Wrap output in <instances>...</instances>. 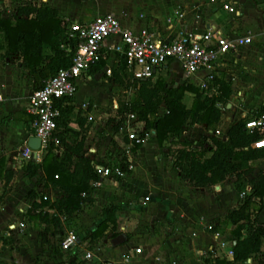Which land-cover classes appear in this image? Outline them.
Returning <instances> with one entry per match:
<instances>
[{"label":"crops","instance_id":"1","mask_svg":"<svg viewBox=\"0 0 264 264\" xmlns=\"http://www.w3.org/2000/svg\"><path fill=\"white\" fill-rule=\"evenodd\" d=\"M77 3L78 5L76 4V2H73V0L67 4L63 3V0H0V13L2 11V18L11 19L12 15L15 14L16 8L19 6H23L26 4L39 6L41 4H44L47 7L56 10L59 20H63L67 23V25L70 22L87 23L97 16L109 13L114 15L119 20L121 26L124 28L131 29L133 32H138L141 29H147L148 31L154 33L155 35L166 41H170L177 36H180L181 34H202L208 30L217 31L222 36L228 38L235 36H249L251 38L250 44L241 47L235 53L222 55L219 58L216 66L215 79L213 81V84L211 85L214 95L218 93L219 88V85L214 86L215 80H218L220 83L226 85L230 92V95L227 99L228 103L226 104V108L228 109V111L227 113H223L221 115L222 117L220 123L216 128L220 130L222 134L221 138H225L226 131L230 125L229 122L227 127H224L226 126V122H224L225 120L233 118L235 114V117L238 121L250 116V112L259 110L261 107H264V97L260 99V101L254 103L252 106L247 105V103L245 102V100L249 99L252 94L251 89H254L255 87L253 82L247 81V78L251 75H260V77L264 81V74H257L258 70L256 66L258 57V59L261 60V66L264 67V0H207V6L203 5L202 2L200 3L201 14L197 13V15L193 18L195 22L191 21L186 24H176V20L174 22H172V20H166L167 23L165 26H160L158 19L152 16L149 19V15L143 14L142 12L129 14L128 12H126L127 10H118L116 7L114 8L112 0H107L106 5H101L103 7L99 5L100 0L95 2H93V0L92 2L90 0H79L77 1ZM220 4H229L233 6V8L235 9V13H228L224 10L225 14L221 16L218 11V6ZM140 8L144 9V5L140 4ZM245 10L249 12V15H251L253 20L247 25L245 24V20L247 19V13H245ZM118 11L120 12L119 16ZM119 42L120 39L117 36H112L104 40L101 47L104 67L96 71L95 73H91V70H89L88 72L83 73L82 76L77 79L78 88L80 85H85L86 83L91 82H94L93 87L85 95L86 97H84V100L81 103H78L76 99L78 95V88L75 96L69 98L73 99L72 104L74 106V110L69 117V122L67 125L70 133L64 134L65 141L69 143L74 140L79 141L81 138H83L85 157L99 164H104L102 163L101 159L111 154L110 148H103L99 150V144L97 143L98 139L94 138L93 135L94 130L96 131L98 129L99 124L104 125L105 122L103 119L105 115L101 110H99L101 112L100 115H98V112H95L94 110L85 112L82 109V106L86 104L88 110V103L89 101L93 100L94 96L99 97V104L101 106L107 104L112 98L111 91L115 89L116 86H119L122 90L123 95H125L126 91H124L123 87L118 84L116 85L114 78L106 74L107 70H110L111 73V68L116 63L118 54H115L112 48ZM3 54L4 52L1 51L0 96L3 98V101L0 103V174L2 175V179H0V198L3 197V187L5 185L12 186V178H15L18 170L21 171L22 165L25 163V161L21 157V150L24 148V146L28 147L27 142L30 138L33 137V132L30 129V122L32 120V117L27 114L26 108L28 105V98L35 90L33 87V80L31 75L23 66L20 65V58L18 56H13L11 58H2L1 55ZM50 54L51 51L48 45H43V55ZM200 76L201 75H197V77ZM102 78L104 79V81H102ZM158 78H162L164 82L168 84H174L175 86L187 82L197 88V82L195 80H184L180 65L177 62L170 63V65L165 70L160 72ZM107 81H110V83H108ZM132 92L133 91L131 89V94ZM231 93H235L236 96H238V100H240L239 103H242L240 104V106L235 104V100L233 97H231ZM118 102L119 101H115L113 99V101L111 102L113 110L109 111L108 114L111 118L113 117L112 113H115V124H117L119 120L116 112L117 109L115 110V105L118 108ZM234 107H236V109ZM245 111H248V114L247 112L245 113ZM78 112L81 113L80 120L82 121L79 122H81L82 126H80V124L78 123ZM89 115L93 117L92 121H89L87 119V116ZM238 116H240V118ZM209 131L210 130H207L204 126H193L188 129L187 134L181 138V141H186L196 148L204 146L207 147L208 144L206 143H208V139L210 140V138H208ZM112 139L116 141L115 143L118 147V153L116 154L115 152V159L113 156H110V158L106 160V163H108L109 165H115L119 163L121 165L120 161L125 160L126 163L124 164L127 171H125L126 176L122 178V180L130 175V177L132 178V183L130 186L145 191L144 197H137L136 204L139 205V208H146L148 205L152 204L153 215L159 221H166L167 223L168 221L172 222L175 217H178L177 219L184 218L188 222H186L187 224H185L187 225V229L185 227V233L195 232L196 236H200L199 239L195 240V244L197 247V249L194 248V252L196 253L195 255L203 257V254L206 253V256H204L203 258L207 260L210 259V261H208V263L206 264H219L218 262L220 261L233 264L230 259L225 258L226 250H221L220 252L217 251V257L211 253H208L209 249L216 246L217 242L213 237V233L208 232L207 230L205 232H201L198 228V223L204 218L211 217L213 213H215L214 217H218V214L220 215V213L226 209L230 211L237 208L241 201L239 199V192H234L230 185L225 184L226 182L222 183L220 186H215L209 189H196L194 187L186 185L179 178L177 170L173 168L172 163L174 155L170 156L168 149L164 150L163 156H153V150H150L148 148V151L146 153H143V155L147 157V160L150 159V161H152L148 165V162L146 163L144 160L145 158H142V154L140 152V148L142 146H140L138 149H135L136 156H139V158H137L138 163H136L135 161H133V155L131 152L133 151L135 146L133 147L130 144L129 140L126 137V134L121 129L118 132H115V137L113 138L106 136L105 145H108V143H110V140L112 141ZM200 141L202 142V144H200ZM195 144L198 145L195 146ZM149 147L153 149L154 145L150 144ZM157 159H163L162 162H165V175H163L164 178H162L160 174H154L157 173L158 169L160 168ZM168 159H170V163L168 162ZM40 160L35 161V163H39ZM256 162L262 163L259 166V170H253L251 174L245 176V179H242L240 181L242 184H244L242 185L243 187L249 186V182L253 178H255L261 170H264V160ZM128 167H130L129 170ZM133 167H135L134 171ZM6 172H9L11 174V178L8 182L6 181ZM104 179L108 178L99 179L97 181L98 185L96 187H93L91 185L93 188V204L88 206H94V204H96L95 201L97 199V192L99 194L101 192V196H104L106 188H101V182ZM115 179L121 180L118 178ZM44 189H46V191H44V196H50V198L54 197V199L56 195H59V197L63 196V193L50 186ZM194 191L195 193L193 194ZM209 191L212 192V196L205 198L202 193H206ZM13 193L14 192L7 194L2 202H0L1 210H3L4 213L3 216L7 219L5 227L0 228V231L2 232L0 234V247H2L1 245L5 246V244H7V242L5 241H10V238L8 237H14L15 235L22 236V234H24V232L28 230L31 224H33L32 221H28L25 228L18 233L8 231L9 225L17 221H21L23 218H26L25 215L21 214V211L27 212L31 206L30 202L18 204V201L16 200V197L13 195ZM190 194H192L191 197H188V195ZM180 195L182 196L180 207L184 210H182L179 205H177L179 201L177 197H180ZM145 197H149V201L146 203V205L143 206L141 205V202ZM156 199L157 201L155 202ZM49 201L52 202V200ZM255 202L257 203L258 200H255ZM133 203L135 202L133 201ZM262 205L263 209L256 215V220L258 223L264 226V201H262ZM95 206L91 208L93 209L95 208ZM112 206H118L120 210L119 204H115ZM228 211H226L224 215H226ZM203 212H205V215L201 214ZM48 213H52V211L48 210ZM71 218L72 217L66 219L65 221L61 220L62 217L60 218L62 227L61 235L58 233V237L60 239L62 234L67 231V228L73 229L70 223ZM211 225H213V228H217L216 231L220 233V239L222 241H225L227 243L233 242L232 236L227 232L222 231L219 227V224L214 223ZM227 227L228 230H230V227ZM127 242L128 240L125 244H123L126 250L135 248V246L129 245L127 244ZM178 245H180V243H178ZM203 248H206V250H203ZM203 251L205 252L203 253ZM80 252V249L75 248L72 251V254L76 256H82L87 251H85L83 254ZM142 253L143 251L141 252V254ZM179 254L181 257L187 255V253L182 249H180ZM140 255H132L131 259L137 258ZM263 259L264 238L260 248V253L257 256L253 257V264H263L261 262H258V260ZM3 260L5 261V259ZM172 262L179 264V262L176 260H173ZM203 262H206V260H202L201 262L197 260L196 264H205ZM3 264H8V261H5ZM84 264L89 263L85 262Z\"/></svg>","mask_w":264,"mask_h":264},{"label":"trees","instance_id":"2","mask_svg":"<svg viewBox=\"0 0 264 264\" xmlns=\"http://www.w3.org/2000/svg\"><path fill=\"white\" fill-rule=\"evenodd\" d=\"M43 45H48L50 55H43ZM75 50L76 44L67 40V23L59 20L56 10L44 4L19 6L11 19L2 18L0 13V52H4L1 57L18 56L20 65L31 75L35 90L40 89L58 71L69 68ZM116 59L111 68V76L124 91L132 89L133 92L118 102L116 112L119 120L115 125V132L123 127L124 115L131 113L138 121L144 122L146 130L154 132L159 146L166 141L177 145L178 148L172 154V165L186 185L196 189H209L220 186L231 177L239 181L252 173V163L264 160V146L252 147L263 138L264 129L247 130L246 118L233 122L224 139L210 138V148H196L181 141L183 132L193 126H204L207 130L217 128L222 115L221 105L227 102L230 95L226 85L215 80L214 86L219 85L218 93L208 96L206 92H200L187 82L175 86L164 82L162 78H157L154 82L146 80L131 84L124 57L118 55ZM103 67L104 60L101 58L90 69L91 73ZM186 93L193 95L189 107L183 102ZM72 102L73 99L69 98L55 102V107L60 112L56 120V136L60 145L48 146L39 163L27 161L22 165L25 176L41 177L45 188L50 186L63 193V196L50 202L42 196L37 199L36 193L30 190L27 196L32 199V203L25 214L27 221H39L45 225L50 224L53 229L59 228L60 235V218L73 217L84 205H92L91 183L99 180L92 161L85 157L83 138L69 143L65 141L64 134L70 133L67 125L74 110ZM161 108L163 113H160ZM261 113H264V107L250 112V115ZM80 114L78 112L77 117L82 126L79 122L82 121ZM140 146L136 145L134 149ZM121 167L123 171H127L125 165ZM6 175L8 182L11 174L6 172ZM249 186L250 192L238 207L230 210L223 218L225 225L230 227L229 233L235 242L233 264H241L249 257L257 256L264 238V226L256 220V215L263 209L264 170L249 182ZM237 191L240 193L239 187ZM48 210L52 213H48ZM118 210V206L105 209V219L84 240L96 241L107 229L115 231ZM216 229L214 227L215 231ZM258 262L264 264V259ZM218 263L232 264L224 261Z\"/></svg>","mask_w":264,"mask_h":264},{"label":"rangeland","instance_id":"3","mask_svg":"<svg viewBox=\"0 0 264 264\" xmlns=\"http://www.w3.org/2000/svg\"><path fill=\"white\" fill-rule=\"evenodd\" d=\"M70 1L72 0H63V3L67 4ZM77 1L79 0H73V2H76V4L78 5ZM90 1L92 2V0ZM95 1L98 0H93V2ZM201 2L205 6L208 5L207 0H112V4L114 8L116 7L118 10H127L126 12H128L129 14L142 12L143 14L149 15V19L151 18V16L158 19L160 26H165L167 23L166 20L169 21L172 20V22L176 20L175 22L176 24L177 23L186 24L191 21L195 22L193 18L197 15V13L201 14L200 11ZM106 3L107 0H100L99 5L104 6L106 5ZM140 4L144 5V9L140 8ZM221 5L222 4L218 6V11L222 16L225 14V11L222 9ZM178 11L180 12V15ZM118 13L119 16L120 12L118 11ZM245 13H247V19L245 20V24L247 25L249 24V22L253 20L247 10H245ZM257 60H258L256 63L258 70L257 74H264V67L261 66L262 65V63L260 62L261 60H259L258 57ZM102 81H104L103 78ZM247 81L253 82L255 86L254 87L255 90L251 89L252 94L250 98L245 100L247 105L252 106L254 103L260 101V99L264 97V81L260 77V75L259 76L251 75L247 78ZM107 82L110 83V81ZM93 84L94 82H91L79 86L78 95L76 97L78 103H81L84 100V97H86L85 95L93 87ZM209 88H211V86ZM197 89L200 92L204 91L199 88ZM209 93L211 95H214L213 91L208 92V95ZM111 94H112V98L110 99V102L102 106L99 104V97L94 96L93 100L89 101L88 110H87L88 112L94 110L95 112H98V115L101 114V112L99 111L101 110L103 114L106 116V117L104 116L103 119L105 122L104 125L99 124L98 129L96 131L94 130V134H93L94 138L98 139L97 143L99 144V148H100L99 150L103 148L104 149L110 148L111 154L101 159L102 163L104 164H108L106 163L107 162L106 160L109 159L110 156H113L115 159V152L116 154L118 153V147L116 146L115 143L116 141H114L113 139L112 141L110 140V143H108V145H105L106 136L112 138L115 137V125H116L114 118L115 113H112L113 117L111 118L108 115L109 111L113 110L111 106L112 104L111 102L113 101V99L115 101H122L123 99L126 98L125 95H123L122 90L120 89L119 86H116L115 89L111 91ZM231 97L234 98L236 105L240 106V104H242L241 102L239 103L240 100H238V96H236L235 93H231ZM192 98L193 95L191 93H186L185 98L183 100L184 104L189 107ZM227 103L228 102L221 105L222 114L227 113L228 111V109L226 108ZM234 108L236 109V107ZM163 111H164L163 109H160V113H163ZM248 111H245V113L247 112L248 114ZM238 117L240 118V116ZM235 121H237V119L234 114L233 118L224 121L226 122L225 123L226 126L224 127H227L229 122L231 125ZM207 142L211 144V141L209 139ZM150 144L154 145L153 149L149 147ZM200 144H202L201 141ZM197 145L195 144V146ZM173 146L175 148L177 147V145L169 141H166L162 144V146H159L155 138L153 137L148 143H146V145L145 144L142 145V147L140 148V152L142 154V158H145L144 159L145 162L146 163L148 162L149 165V163L152 161H150V159L147 160L146 159L147 157L143 155V153H146L148 151V148L150 150H153V156H163L165 149H168L170 156H172V154H174L175 152V148ZM131 152L133 155L132 157L133 161L138 163L137 158H139V156H136L135 149H133V151ZM162 161L163 159L161 160L157 159L160 168L158 169L157 173L154 172L153 173L160 174L162 178H164L163 175H165V162ZM168 162L169 163L171 162L170 159H168ZM120 163L121 165H125L124 163L126 162L125 160L124 161L121 160ZM261 164H262L261 162H254L251 164V167L253 170H259V166ZM134 170L135 167H133V171ZM1 177L2 175L0 174V179H2ZM240 181L241 180L236 181L234 177H231L230 179H228V181L225 184L230 185L231 188L234 190V192L238 193L237 187H239V189L241 190L245 188L242 186L244 184H242ZM12 182H13L12 186L5 185L3 187L4 190L2 193L3 197L0 198V202H2V200L5 198L7 194L14 192L13 195L16 197L18 204L19 203L23 204L24 202L32 203V199L30 197L28 198L27 196L30 190H33L36 193L37 199L39 196H42L44 199V191H46V189H44L45 187L43 186V179L41 177L30 178L28 176H25L21 169V171L18 170V173L15 175V178H12ZM131 183H132V178L130 177V175L123 180L122 179L117 180L115 178L104 179L101 182L102 185L101 188L102 187L106 188V192H104V196H101L102 195L101 192L100 194L98 192L96 193L97 199L95 201L96 204H94V206L96 205L95 208L92 209L91 207L94 206L84 205L81 211L70 219V223L73 229L67 228V230L73 231L77 234L76 248L80 249L81 251L80 253L83 254L85 251H89L95 254V256H97L98 258L114 261L115 264H170L173 260L178 261L179 264H196L197 260H199V262H201L202 260L204 261L206 260V262L203 263L205 264L208 263L210 259L207 260L203 258L204 256H206V253L203 254V257L202 256L199 257V255H195L196 253L194 252L195 251L194 248L197 249L195 240L199 239L200 236H196L195 232L185 233V227L187 226L185 224H187L188 222L184 218L177 219L178 217H175V219L172 222L168 221V223L166 221H159L153 215L152 204L148 205L146 208L145 207L139 208V205L136 204L137 197L138 196L144 197L145 191L130 186ZM194 193L195 191L193 192V194ZM202 194L205 196V198L212 196V192L210 191ZM191 195L192 194L188 195V197H191ZM57 197H59V195H56V198ZM180 197L179 196L177 197V199H179L177 203L179 207L181 206V200H182L181 195ZM133 201L135 203H133ZM156 201L157 199L155 200V202ZM115 204L120 205V210L116 213V221H117L116 230L112 231L110 229H107L104 232V234L96 241L84 240L85 236L93 232L99 226V224L105 219L102 213L103 210ZM181 209L184 210L183 208ZM226 211L228 210L226 209L223 212H221L220 215L218 214V217H214L215 213H213L211 217L200 220V222L198 223L199 225L198 228L200 229V231L205 232L207 224L217 223L219 224V227L222 231H225L228 234H230L229 233L230 230H228V227L225 225L223 219L225 216L224 213ZM201 214L205 215V212ZM3 215H4L3 210H1L0 207V228L5 227V224L7 222V219L4 218ZM2 218L5 220H3ZM32 223L33 224H31V226L28 228L27 231L24 232V234H22V236L15 235L14 237H8L10 238V241H5L7 242L5 246L1 245L2 246L0 247L1 264H3L5 261H8V264H84L85 263L83 256H76L72 254V252L67 253L61 251L60 238L58 237L59 228L53 229L50 224L45 225L39 221H33ZM1 233L2 232L0 231V234ZM118 235H123L126 238V241L128 240L127 244L133 245L135 246V248L142 249L143 253L137 258L128 259L129 261L124 263L123 261L128 257V254L130 255L129 250L131 248L126 250L124 245L116 248L111 247V241L115 239ZM127 236L129 237V239H127ZM178 243H180V245H178ZM180 249L186 252L187 255L181 257L179 254ZM203 250H206V248H203ZM193 252L195 257L193 256ZM204 252L205 251H203V253ZM3 259H5V261Z\"/></svg>","mask_w":264,"mask_h":264},{"label":"built area","instance_id":"4","mask_svg":"<svg viewBox=\"0 0 264 264\" xmlns=\"http://www.w3.org/2000/svg\"><path fill=\"white\" fill-rule=\"evenodd\" d=\"M223 10L228 13H235L233 6L229 4L222 5ZM117 36L120 42L112 50L115 54L124 57L126 69L130 75V82L134 84L139 81L150 80L156 81L161 71L165 70L170 63L177 62L180 65L185 81L195 80L197 88L212 92L209 88L215 79L216 66L219 58L228 53H235L241 47L251 43L249 36L224 37L217 31L208 30L202 34L187 33L181 34L176 38L166 41L147 29H141L133 32L121 26L119 20L112 14H104L93 18L87 23L70 22L67 25V40L76 44V50L71 60V66L67 69L58 71L53 77L43 83L40 89L34 90L28 98L26 108L27 114L32 117L30 129L33 137L40 141V147L34 155L33 150L24 146L21 150L22 159L27 161H37L41 159L42 154L48 146L58 147L60 140L56 136V120L60 116L59 110L55 107V102L62 98H72L77 92V79L83 73L88 72L102 58L101 47L105 39ZM111 76L110 70L106 71ZM197 75H201L197 77ZM128 97L131 95V89L125 92ZM208 96H211L209 93ZM126 97V98H127ZM3 98L0 96V103ZM82 109L86 112L87 105ZM117 106L115 105V110ZM92 121V116H87ZM245 128L247 130L264 129V113L250 115L246 117ZM121 130L126 134L130 144L143 145L154 137L152 130H146L144 122L137 120L134 114L124 115L123 127ZM188 130L183 132V136ZM208 138H221L219 129L210 130ZM182 140V139H181ZM208 144V148L211 144ZM264 146V136L253 148ZM204 146V148H207ZM178 148V147H176ZM175 148V149H176ZM56 153H58L56 151ZM93 169L99 179L115 177L122 179L126 172L122 170L121 165L99 164L92 161ZM130 167H128V170ZM93 187L98 182L91 184ZM250 192V186L245 187L239 193V199L242 200ZM84 196V195H83ZM44 199L54 201V197L44 196ZM149 197H145L141 205H146ZM25 215V211H21ZM62 221L66 218L62 217ZM27 218L17 221L8 226V231L18 233L27 225ZM206 230L213 233L217 244L209 249L208 253L217 257V251L226 250V259L233 262V247L235 242L227 243L220 239V233L214 231L213 225L207 224ZM77 247V234L73 231H66L60 239V248L63 252H72ZM130 255L123 261L128 262L132 255H140L142 249L134 248L129 250ZM127 254V253H126ZM84 262L89 264H115L114 261L104 260L95 257L92 252H85L83 255ZM131 257V258H130ZM171 264H176L172 262ZM241 264H253V257H249Z\"/></svg>","mask_w":264,"mask_h":264},{"label":"water","instance_id":"5","mask_svg":"<svg viewBox=\"0 0 264 264\" xmlns=\"http://www.w3.org/2000/svg\"><path fill=\"white\" fill-rule=\"evenodd\" d=\"M28 147L33 150L34 155H36V151L40 147V141L36 137H32L27 142ZM126 243V238L123 235H118L115 239L111 241L112 247H118Z\"/></svg>","mask_w":264,"mask_h":264}]
</instances>
